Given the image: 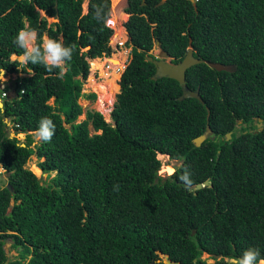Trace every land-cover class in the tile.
Returning <instances> with one entry per match:
<instances>
[{"label": "trees", "instance_id": "16d2710c", "mask_svg": "<svg viewBox=\"0 0 264 264\" xmlns=\"http://www.w3.org/2000/svg\"><path fill=\"white\" fill-rule=\"evenodd\" d=\"M83 2L0 0V69L23 72L0 86V175L10 172L0 184V264H168L160 254L180 264H226L249 247L264 257V124L255 123H264V0H196L197 9L191 0H127L120 22L130 59L113 122L97 109L76 121L79 98L97 96L82 92L83 81L104 73L91 60L118 53L110 42L112 1L88 0L86 11ZM25 24L38 30V43L47 35L74 45L62 79L59 69L12 58ZM190 39L195 56L236 66L187 68L186 84L204 102L179 99L182 84L153 79L156 66L147 59L159 40L177 63ZM44 116L55 134L35 142ZM207 121L212 132L198 146L193 138ZM158 153L180 161L171 174H159ZM32 155L43 173L55 172L50 181L27 165Z\"/></svg>", "mask_w": 264, "mask_h": 264}, {"label": "rangeland", "instance_id": "374dc122", "mask_svg": "<svg viewBox=\"0 0 264 264\" xmlns=\"http://www.w3.org/2000/svg\"><path fill=\"white\" fill-rule=\"evenodd\" d=\"M112 1V0H111ZM87 2L88 0H84L83 2V10L86 11L87 10ZM127 4V0H119L118 2V9H120L119 11H121ZM112 8V7H111ZM42 15H46V13L41 10L40 11ZM112 13V9L111 12ZM111 15V14H110ZM119 16V12L117 14ZM48 21L52 22L55 20V18L53 16H47ZM118 18V17H117ZM117 21L119 19H116ZM120 21H118L117 25L115 26L114 23L113 24V29H114V33L111 36L110 42L111 45L113 47V53L118 52L119 50H127V55H126V59L124 61V66L122 65L120 68L117 67L116 70H114L113 67L109 68L110 65H112V63L107 60L106 58L104 59H100V58H94L91 61L97 63L99 65V67L104 71V73H96V81H94L93 79H90L88 81V79H85L83 81V86H82V92L84 93H89L91 91L96 92L97 96L95 99H88L85 97H80L79 101L83 106V112L78 116L76 121H80L82 119H84L86 117V111L87 109H97L99 111H101L104 115V118L109 121V122H113L112 117H111V112L112 109L114 107V103L116 100V95L120 90V79H121V75L123 70L125 69L129 59H130V50H131V46L127 45L126 43L119 44V42H125L127 40V32L123 31V25L120 23ZM47 35H44V38H47ZM153 54H158L159 52V47L156 45L153 50H152ZM111 54V55H112ZM12 58H18V56H16V54L12 55ZM109 68V69H108ZM114 71V72H113ZM111 72L112 75H111ZM117 76V73L119 74L118 78L116 77V91L114 94H110L109 92V81L112 80L113 76L115 75ZM23 74V72L19 71V72H15V73H8L4 71V77L5 79L3 81H0V86L4 85V83L7 81L8 83L11 82L12 79H14L17 75H21ZM106 74H110L109 76H105ZM107 77V78H106ZM107 79V81H106ZM112 82V81H111ZM106 87L108 89H106ZM114 95V96H113ZM112 96V97H111ZM50 103H53L54 100L53 98H51ZM7 120L9 121V119L7 118ZM9 125H11V123L9 122ZM67 126H70V124H67ZM90 128L92 130V127L90 125ZM93 131V130H92ZM19 138L22 141L26 140V133L21 132L18 134ZM36 142V140H35ZM158 158L161 159V166L159 169V174H161L162 176H167L168 174H171L174 170L175 167L180 163L179 160H174L169 158L167 155L164 154H157ZM40 159L37 158V156L32 155L31 158L29 159L27 165L33 170V165L38 163ZM168 167H171L173 171L169 172V170L167 169ZM0 171H4V169L1 167ZM34 171V170H33ZM35 172V171H34ZM39 177H41L43 182H48L50 181V178L54 175L55 172H51L49 175L47 173H42V171L40 172H35ZM7 177L6 174H2L0 175V184L4 183L6 181ZM5 248L8 252V255L12 258L16 257L18 255L17 249L13 248L11 246V241L7 240L5 242ZM163 258L164 255L160 254ZM202 258L207 259L208 261H213L214 259L212 258V256L207 253L204 252L202 254Z\"/></svg>", "mask_w": 264, "mask_h": 264}, {"label": "clouds", "instance_id": "9594fccd", "mask_svg": "<svg viewBox=\"0 0 264 264\" xmlns=\"http://www.w3.org/2000/svg\"><path fill=\"white\" fill-rule=\"evenodd\" d=\"M39 38L38 30L28 24L17 31L13 43L21 50L18 55L19 63L24 65L41 64L49 73L59 69L57 75L62 79L66 72L67 62L72 59L74 45H66L62 37H47L38 43ZM4 71V69H0V81L5 79ZM0 97L2 98V96ZM55 130L56 125L53 119L44 116L33 134V139L37 142H50ZM181 179L191 183L187 175L181 177ZM114 191H119L118 185H114ZM226 264H264V257H261L258 248L249 247L243 252L242 256L229 258Z\"/></svg>", "mask_w": 264, "mask_h": 264}, {"label": "water", "instance_id": "95a60500", "mask_svg": "<svg viewBox=\"0 0 264 264\" xmlns=\"http://www.w3.org/2000/svg\"><path fill=\"white\" fill-rule=\"evenodd\" d=\"M165 0H160V2H164ZM195 9H197V5H196V0H191ZM112 7V4H111ZM156 45L159 47V52L158 54H155V56L152 55H148L147 59L152 61L155 66H156V70L154 72V74L152 75L153 79H157L160 77H171V78H175L176 80H178L181 84H182V93L181 95L178 97L179 99H184L186 97H196L199 100H201L202 102H204L199 88L197 87L196 89H191L187 86L186 84V70L188 67L197 64V63H201V62H207V64L217 70H229L232 71L236 68V66L233 63H223L220 61H212V60H205L204 58L201 57H197L194 55V50L191 44V39H190V45L188 47L187 53L185 54V56L177 63H174L171 61L172 56L170 55V53L168 51H166L165 49L161 48V43L159 40L156 41ZM111 57V56H110ZM3 69V68H1ZM10 97H12L13 95L11 93H9ZM3 100L0 97V108H3ZM207 118H209V112L207 114ZM6 121L7 118L5 119ZM262 118L258 117V126H260L259 128L262 129ZM9 122V121H8ZM212 132V129L210 127L209 121H207L206 124V130L204 133L196 136L193 138V142L196 145H201L202 142L208 137V135ZM21 133V132H20ZM15 133H11V135H14ZM19 134V133H18ZM17 134V136H18ZM232 136V131H228L226 133V138L229 139ZM19 137V136H18ZM24 144V143H23ZM42 171V169H41ZM43 173V172H42ZM10 172L6 173V177L9 176ZM209 184V180L206 179L204 182H198L196 185H192V188H201L204 185ZM7 187L12 191V186L11 184L7 183ZM12 206V205H11ZM164 255V261L168 264H180L179 261L176 260H172L170 258V256L168 254H163ZM214 256L216 258H220L221 255L220 254H214ZM226 259H228V257H226ZM8 259H6L3 264H7L8 263Z\"/></svg>", "mask_w": 264, "mask_h": 264}, {"label": "bare ground", "instance_id": "6f19581e", "mask_svg": "<svg viewBox=\"0 0 264 264\" xmlns=\"http://www.w3.org/2000/svg\"><path fill=\"white\" fill-rule=\"evenodd\" d=\"M118 2H119V0H112V8L111 9H112V15L115 17V19H119L118 21H120V12L121 11H119L120 9H118ZM118 12H119V16L117 15ZM118 21H117V23H118ZM126 52H127V50H119L117 55L115 54L116 56L113 55V57H106V59L109 60L112 63V65H110L109 68L113 67L114 70H116L117 67L120 68L122 65L124 66V61H125L126 55H127ZM113 72H111V75H112ZM109 75L110 74H106L105 76H109ZM93 80L96 81V79H93ZM106 81H107V79H106ZM109 83H110L109 92L112 95V94L115 93V87H114V85H113V83L111 81H109ZM106 89H108V88L106 87ZM167 169L169 170V172L173 171L171 167H168ZM33 170L35 172H40L41 168L38 165L34 164L33 165Z\"/></svg>", "mask_w": 264, "mask_h": 264}, {"label": "flooded vegetation", "instance_id": "af4514ba", "mask_svg": "<svg viewBox=\"0 0 264 264\" xmlns=\"http://www.w3.org/2000/svg\"><path fill=\"white\" fill-rule=\"evenodd\" d=\"M255 123H256V125H257V128L260 129V128H259L260 126H258V118H257V121H256ZM263 124H264V123H263V120H262V126H263ZM5 174H6V173H5ZM7 177H8V176H7Z\"/></svg>", "mask_w": 264, "mask_h": 264}, {"label": "built area", "instance_id": "2783aa9c", "mask_svg": "<svg viewBox=\"0 0 264 264\" xmlns=\"http://www.w3.org/2000/svg\"><path fill=\"white\" fill-rule=\"evenodd\" d=\"M124 43H125V42H122V43H121V42H119V44H122V45H123Z\"/></svg>", "mask_w": 264, "mask_h": 264}]
</instances>
